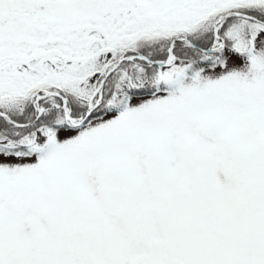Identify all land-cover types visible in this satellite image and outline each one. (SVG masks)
Here are the masks:
<instances>
[{"label":"snow or ice","instance_id":"snow-or-ice-1","mask_svg":"<svg viewBox=\"0 0 264 264\" xmlns=\"http://www.w3.org/2000/svg\"><path fill=\"white\" fill-rule=\"evenodd\" d=\"M0 264H264V0H0Z\"/></svg>","mask_w":264,"mask_h":264}]
</instances>
